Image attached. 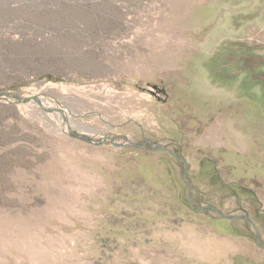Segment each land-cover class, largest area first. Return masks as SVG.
Listing matches in <instances>:
<instances>
[{"label":"rangeland","instance_id":"rangeland-1","mask_svg":"<svg viewBox=\"0 0 264 264\" xmlns=\"http://www.w3.org/2000/svg\"><path fill=\"white\" fill-rule=\"evenodd\" d=\"M0 93L64 112L0 98V264H207L223 243L185 225L184 165L124 139L184 158L197 205L264 240V179L221 184L207 157L231 156L202 145L264 162V0H0Z\"/></svg>","mask_w":264,"mask_h":264},{"label":"crops","instance_id":"crops-1","mask_svg":"<svg viewBox=\"0 0 264 264\" xmlns=\"http://www.w3.org/2000/svg\"><path fill=\"white\" fill-rule=\"evenodd\" d=\"M222 133H219V136L216 135L208 136L205 139V142L202 144L207 148V151L210 148L216 150V148H222L223 146L226 148L223 152L225 155L231 156L230 159H224L222 163L213 162L209 157H207L208 162L212 161V163H208L210 166V170L212 171V176L214 180H219V182L223 185L226 184L225 180L221 177L220 172L227 169H232L236 171L244 172V175L241 176L244 179L247 178H257L264 179V162L260 161V157L251 156V165L247 164L245 158L247 157L246 143L244 142H223L222 141ZM223 145V146H222ZM217 155V154H216ZM210 160V161H209ZM201 171V168L196 169L195 174ZM190 172H187L189 174ZM192 187H194V183L192 179H189ZM182 182V181H181ZM187 188V187H186ZM188 191V189H187ZM193 203L196 206V191L193 189ZM185 204V203H184ZM186 205V204H185ZM214 206V205H213ZM187 209L183 208L182 218L184 222L186 221L189 228H196L200 230H204L206 235L202 234V236H206L207 238H212L216 246H218L219 242H222L223 246L221 248L218 246L216 250L217 253L211 251L212 249L203 246L200 242L198 246V250H206L209 252L206 256L209 255L210 260H206L207 264H264V254L262 256H258L256 251L264 252L263 248L257 247L255 245L254 239L251 238V227L243 220L233 219L226 220L223 219L216 214L209 211H200L193 209L188 203V192H187ZM220 210V209H219ZM196 215L197 217L192 218L190 215ZM249 218L254 222L256 227L259 230L258 223L249 216ZM185 226V227H186ZM261 241L264 243L262 238V233H260ZM206 242H204L205 244ZM227 243V244H225ZM226 245V246H225ZM215 246V247H216ZM231 246L236 247L233 249ZM215 250V249H214ZM196 264H204V262L197 261Z\"/></svg>","mask_w":264,"mask_h":264},{"label":"water","instance_id":"water-1","mask_svg":"<svg viewBox=\"0 0 264 264\" xmlns=\"http://www.w3.org/2000/svg\"><path fill=\"white\" fill-rule=\"evenodd\" d=\"M2 97L7 98V99H12V100H15L17 102H28L32 99L41 107L42 111L45 113H51V112L62 113L61 110H59V109H55V108L50 109V108L42 107V104L40 103V101L38 100L37 97L24 98V97H19V96L12 95V94L0 93V98H2ZM64 121L66 123L67 130H68L70 137H72L74 139L82 140V141H84L90 145H94V146H100L104 143L109 142L110 144L118 147V144H116L114 142L113 138H111V137H103V138L94 140L93 138H91L90 136H88L84 133L74 132L73 130L70 129V127L68 126L67 121L65 119H64ZM120 145L121 146H127V147L133 148V149L147 148V149H150L152 151L166 152V153L170 154L175 160H177L178 162H181L184 165L181 180L186 185V187L188 189V203H189V205L193 209L200 210V211H209V212H212V213L216 214L217 216H219L223 219H226V220L240 219V220L245 221L251 227V229L254 233L255 245L257 247L264 249V243H262V241H261L259 230L247 214H245V213L226 214L213 205H201V206L194 205V203H193V187H192L190 181L187 179V172H188V166L189 165H188V162L184 158L180 157L179 155H176L173 151H171L170 149H168L165 146L156 145L149 138L143 139L139 143H135V142L129 141L127 139H124V142Z\"/></svg>","mask_w":264,"mask_h":264},{"label":"bare ground","instance_id":"bare-ground-1","mask_svg":"<svg viewBox=\"0 0 264 264\" xmlns=\"http://www.w3.org/2000/svg\"><path fill=\"white\" fill-rule=\"evenodd\" d=\"M43 104V103H42ZM45 105V104H44ZM48 106V105H47ZM50 106V105H49ZM62 112V111H61ZM59 113V112H58ZM60 114H62V115H64V112H62V113H60ZM71 129V128H70Z\"/></svg>","mask_w":264,"mask_h":264},{"label":"flooded vegetation","instance_id":"flooded-vegetation-1","mask_svg":"<svg viewBox=\"0 0 264 264\" xmlns=\"http://www.w3.org/2000/svg\"><path fill=\"white\" fill-rule=\"evenodd\" d=\"M260 238H261V236H260Z\"/></svg>","mask_w":264,"mask_h":264}]
</instances>
